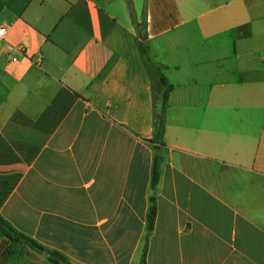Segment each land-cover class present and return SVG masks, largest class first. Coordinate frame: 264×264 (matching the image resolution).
<instances>
[{
    "label": "crops",
    "instance_id": "0c3cea01",
    "mask_svg": "<svg viewBox=\"0 0 264 264\" xmlns=\"http://www.w3.org/2000/svg\"><path fill=\"white\" fill-rule=\"evenodd\" d=\"M128 2L0 0L1 216L71 264H264V0ZM0 264L54 263L0 231Z\"/></svg>",
    "mask_w": 264,
    "mask_h": 264
},
{
    "label": "trees",
    "instance_id": "16d2710c",
    "mask_svg": "<svg viewBox=\"0 0 264 264\" xmlns=\"http://www.w3.org/2000/svg\"><path fill=\"white\" fill-rule=\"evenodd\" d=\"M129 10L131 12V16H134V7L131 0L128 2ZM139 30V38L138 42L139 49L145 61V65L151 76L153 83V97L155 102V107L157 111L155 112V132L154 136L149 142L154 145V148L157 151H161L166 147L164 142L165 131H166V110L168 105V100L170 93L173 90V85L169 83L168 79L162 74L161 69L156 66L149 57L148 47L146 45L147 34L145 31V19L143 18L142 22L137 25ZM159 105H161L159 109ZM160 157L157 155L154 159V167H153V179H152V188L155 189L160 180ZM156 204L155 199H151V206L149 208L148 214V232L151 233L154 229L155 219H156ZM0 231L3 235L10 240L11 242H18L20 244H24L29 246L30 248L36 250L37 252H47L50 255V258L54 264H71L65 256L60 254L59 252L51 251L39 244L34 239L26 236L25 234L17 231L15 228L11 226V224L4 219L0 214ZM141 264H146V253L143 255Z\"/></svg>",
    "mask_w": 264,
    "mask_h": 264
},
{
    "label": "built area",
    "instance_id": "2783aa9c",
    "mask_svg": "<svg viewBox=\"0 0 264 264\" xmlns=\"http://www.w3.org/2000/svg\"><path fill=\"white\" fill-rule=\"evenodd\" d=\"M9 31V26L8 25H2L0 26V40H5L7 37ZM16 59H14L15 61Z\"/></svg>",
    "mask_w": 264,
    "mask_h": 264
},
{
    "label": "rangeland",
    "instance_id": "374dc122",
    "mask_svg": "<svg viewBox=\"0 0 264 264\" xmlns=\"http://www.w3.org/2000/svg\"><path fill=\"white\" fill-rule=\"evenodd\" d=\"M23 250V249H22Z\"/></svg>",
    "mask_w": 264,
    "mask_h": 264
}]
</instances>
